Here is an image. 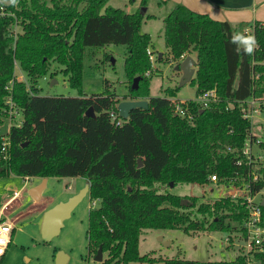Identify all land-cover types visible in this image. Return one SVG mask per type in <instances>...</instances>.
Returning <instances> with one entry per match:
<instances>
[{"label":"trees","instance_id":"16d2710c","mask_svg":"<svg viewBox=\"0 0 264 264\" xmlns=\"http://www.w3.org/2000/svg\"><path fill=\"white\" fill-rule=\"evenodd\" d=\"M109 1L0 2V126L12 116L11 110L22 114L19 122L0 133V175L87 179L91 200L99 201L89 211L88 247L95 256L102 246L108 256L101 264L155 263L156 257L140 253L145 229L227 230L232 243L242 242L248 217L245 198L221 196L201 203L197 211L210 214L208 222L205 216L200 220L194 215L196 196L177 194L161 185H205L216 174L219 184L250 182L254 193L264 190V164L260 178L253 181V164L243 153L247 139L256 136L240 103L252 96L264 99V76L254 78L255 72L264 70V23L254 24L248 33L183 3L175 4L164 17L168 58L180 62L183 54L196 52L190 82L197 86V96L184 103L195 116L189 121L173 111L175 89H166L164 96L151 94L148 48L152 37L141 31L143 21L153 16L143 10L147 0H141L133 12ZM236 32L255 36L257 45L251 55L237 51L230 42ZM107 43L128 46V92L122 98L116 91L87 95L81 89L85 47ZM52 62L69 75L79 95L41 94L40 79L47 76ZM17 68L25 81L16 78ZM54 75L51 71L50 78ZM137 76L141 79L133 88ZM213 89L218 100L203 106L200 97ZM123 99H147L149 106L133 109L124 119L118 110ZM90 106L95 117L86 115ZM113 111L118 114L115 120ZM261 208L264 224V205ZM162 262L264 264V243L249 254L240 251L231 260L172 257Z\"/></svg>","mask_w":264,"mask_h":264},{"label":"rangeland","instance_id":"374dc122","mask_svg":"<svg viewBox=\"0 0 264 264\" xmlns=\"http://www.w3.org/2000/svg\"><path fill=\"white\" fill-rule=\"evenodd\" d=\"M141 0H139V3ZM135 0H110L109 5L131 9ZM148 13L157 15L156 18H149L143 21L141 31L151 34V46L154 50L155 67L151 73V94L164 96L168 94V88L175 89V96L179 99H195L197 96V86L190 81L180 86L182 71L176 68L177 61L170 60L164 36V22L160 15L166 13V7L157 3V0H147ZM20 29V27H16ZM165 52L164 56H159L160 52ZM128 53V46L123 43H107L103 46H87L83 58L82 87L87 95L107 91H116L120 98L128 92V79L125 71V58ZM196 58V52L190 54ZM163 58V59H158ZM151 62V60H150ZM51 71H55L54 77L50 78ZM16 74L24 76L20 69H16ZM24 81L25 76H24ZM53 82V83H52ZM40 92L43 95H79V88L71 85L69 75H66L59 67L58 63L52 62L46 77L40 79ZM12 121L7 118L0 126V133H6L13 123L22 119V114L15 116ZM252 134L264 141V113L257 115L252 121ZM253 150L258 155L264 152V147L257 141L253 142ZM84 177H49L43 193L42 202L46 204H57L65 201L72 195L78 193L85 186ZM89 181L87 180L88 184ZM162 189L171 192L196 196L197 206L192 210L196 218L211 221L210 214H201L197 211L201 203L212 202L222 189L216 183L201 185L198 183L179 182L176 185H161ZM211 188H214L212 191ZM263 194L258 197H262ZM98 200H91L89 194L85 195L74 207L69 217L64 220L60 232L54 236L48 245L56 253L64 251L69 256L67 264H101L94 259V255L89 253V211L92 206H97ZM191 210V209H189ZM227 230H190L186 232L183 228L168 229H145L140 238L139 249L142 255L151 254L157 258L155 263L150 262H130L128 264H163L162 259L180 257L192 260H231L234 259L240 250V242L234 240L233 244L226 245V238L229 236ZM234 236V235H233ZM43 237L40 240L25 245L28 250L24 260L33 255L36 264H56V259L52 262L48 258ZM104 253V258L107 257ZM26 261V260H25ZM29 261V260H28ZM30 262V261H29Z\"/></svg>","mask_w":264,"mask_h":264},{"label":"crops","instance_id":"0c3cea01","mask_svg":"<svg viewBox=\"0 0 264 264\" xmlns=\"http://www.w3.org/2000/svg\"><path fill=\"white\" fill-rule=\"evenodd\" d=\"M155 1V0H154ZM135 0V4L130 12L137 10L141 3ZM157 3L166 7V13L160 15L161 19L173 9L175 4L183 3L191 9L207 13L215 19L227 20L237 24L244 31L253 30L254 24L264 23V0H157ZM148 6V5H147ZM148 8L146 9L147 14ZM151 18H156L157 15ZM149 19V18H146ZM145 19V20H146ZM150 49L154 52L152 46ZM168 49V47H167ZM164 56L165 52H160ZM196 59V58H195ZM44 177L40 176H21L15 173L0 175V223L8 222L12 225V238L6 253L0 256V264H36L33 255L28 256V250L25 247L27 242L32 243L40 240L42 235V225L45 213L53 204L42 202L43 190L35 198L31 193L34 187L39 185ZM49 177H47L46 183ZM87 183V179L85 185ZM45 249H47L48 258L53 262L56 253L48 245L49 241L44 240ZM30 262H29V261ZM69 262V256L67 263ZM66 263V264H67Z\"/></svg>","mask_w":264,"mask_h":264},{"label":"built area","instance_id":"2783aa9c","mask_svg":"<svg viewBox=\"0 0 264 264\" xmlns=\"http://www.w3.org/2000/svg\"><path fill=\"white\" fill-rule=\"evenodd\" d=\"M251 30H246V32H250ZM148 53L151 60V66L152 68L155 67V59H154V52L148 48ZM186 55L183 54L180 58L182 60ZM262 64H264V60L261 61ZM19 69V68H18ZM151 73V70H148L146 72L147 75ZM260 76H264V70L262 72H255L254 78L258 79ZM16 78L18 80H24V76H20L16 74ZM8 89L11 88V86H7ZM173 99V111L175 114H179L183 117H186L189 121L194 120V113L191 111V108L188 106H185L184 103H186L187 99H179L176 97H172ZM218 100V94L217 92L213 90H208L203 93V95L200 97V102L203 106H208L212 102H216ZM9 102L11 100L8 99ZM241 103V110L243 112V115L248 118L252 124V121L254 118L264 113V99L256 98L255 96H252L250 98H247L246 100H243ZM11 117L10 119L13 121V119H16L18 117V112L16 110H11ZM112 118L115 120L118 116L116 112H111ZM118 124L121 122V120L116 121ZM252 132V131H251ZM257 141L259 145H261V140L259 138L250 137L247 139L245 143V147L243 149V153L247 156V159L249 162L253 164V170H252V180L256 181L260 178L261 172L259 171L260 167L264 164V152L259 153L256 155V153L253 150V142ZM6 141L4 142V148L6 147ZM238 163H241V161H238ZM211 183H218V177L216 174H212L210 177ZM222 186V189L218 193V197L221 196H230L232 199H237L239 197L245 198L247 202V212L248 217L245 220V228H246V237L243 239V243H240V250L244 254H249L254 249H257L259 246H261L264 243V224L262 223V208L264 201V195L262 197H258L259 195L263 194L264 190L254 193L251 188V183H247L244 185H236L231 183H222L219 184ZM213 191L214 188H211ZM12 225L8 222H1L0 223V256H3L7 248L11 242L12 238ZM226 245L233 244L231 241V236L229 235L226 238Z\"/></svg>","mask_w":264,"mask_h":264},{"label":"water","instance_id":"95a60500","mask_svg":"<svg viewBox=\"0 0 264 264\" xmlns=\"http://www.w3.org/2000/svg\"><path fill=\"white\" fill-rule=\"evenodd\" d=\"M147 7H143V10L146 11ZM160 57L162 54L160 53ZM197 61L190 54L186 55L178 64L176 68L182 71L181 83L180 86L185 83L191 81L196 67ZM141 79V76H137L134 78L133 88L138 87V83ZM53 83V82H52ZM148 100L147 99H123L118 103L119 115L127 119L130 116V112L135 108H148ZM86 115L95 117L96 113L94 111L93 106H90ZM142 165V159L139 158V166ZM47 177H44L39 185L34 187L33 192L31 193L35 198L37 195L44 189L46 185ZM170 185L173 187L174 182H171ZM90 184H86L78 193L72 195L65 201H60L51 208L47 210L45 213L43 225H42V235L44 240L49 241L54 236H56L61 228L63 227L64 220L70 216L72 210L77 205V203L87 194H89ZM188 199H183V204H187ZM264 205V201H263ZM94 259L102 262L104 260V251L102 246L99 247ZM68 260V255L64 251H59L56 259V264H66Z\"/></svg>","mask_w":264,"mask_h":264},{"label":"clouds","instance_id":"9594fccd","mask_svg":"<svg viewBox=\"0 0 264 264\" xmlns=\"http://www.w3.org/2000/svg\"><path fill=\"white\" fill-rule=\"evenodd\" d=\"M0 2H10L13 5L17 4V0H0ZM230 42L237 45V51L242 49L247 55H251L257 45L254 35H245L240 32L233 33Z\"/></svg>","mask_w":264,"mask_h":264}]
</instances>
